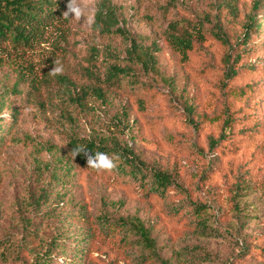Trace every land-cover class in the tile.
<instances>
[{"label": "rangeland", "instance_id": "1", "mask_svg": "<svg viewBox=\"0 0 264 264\" xmlns=\"http://www.w3.org/2000/svg\"><path fill=\"white\" fill-rule=\"evenodd\" d=\"M109 1L158 69L136 67L132 78L104 85V98L87 96L91 109L63 91L98 84L92 75L115 61L111 53L126 63L120 36L61 14L34 46L0 59V96L9 97L0 107V264H30L44 250L58 264H264V48L242 59L253 68L234 84L254 83L255 91L237 103L234 128L222 131L225 47L211 33L221 26L236 50L254 0H230L235 13L218 0ZM173 21L194 33L186 58L167 38ZM55 59L64 71L52 76ZM75 137L130 147L177 186L159 195L151 179L141 185L116 169L81 166L69 147ZM211 137L219 139L212 147ZM195 202L206 206V234ZM136 220L151 230L156 254L137 241Z\"/></svg>", "mask_w": 264, "mask_h": 264}, {"label": "trees", "instance_id": "2", "mask_svg": "<svg viewBox=\"0 0 264 264\" xmlns=\"http://www.w3.org/2000/svg\"><path fill=\"white\" fill-rule=\"evenodd\" d=\"M229 1L218 0V3L220 6L228 5L230 9H233V13H235L234 4ZM66 4L67 0H0V59L6 57L5 55H9L10 49L16 51L20 48L34 46L43 37L49 27L58 20V17L66 9ZM96 9V23L92 26L93 30L103 35L120 36L128 44L125 47V59L127 62L123 65L120 64L118 62L119 55L111 53L110 55L115 61L110 62L106 66L105 72L102 75H92L98 84L73 85L72 89L71 87L64 89V96L71 100V102L77 103V106L81 110L92 108L88 107L89 105L86 101L88 95L91 94L96 95L98 98H104V85H113L121 83L123 79L132 78L136 67L150 73H155L158 69L157 59L153 52L148 47L142 46V44L137 42L136 38L132 36L127 28L119 25L120 20L114 4L109 0H101ZM251 9L252 14L242 24L241 34L234 38L233 42L238 47L236 50H234L233 43L230 41V36L222 30L221 26L211 31L213 37L225 47L222 60L223 70L219 75L220 88L226 99L224 109L220 117H218L222 131L225 128H229L230 130L234 128L236 119H238L236 114L240 110V106L237 103H240L245 98H250L255 91L254 83H246L243 86L234 84L240 78L248 75L253 68V64L242 63V59L250 56L251 51L257 49V45H261L264 48V0H254ZM258 10L261 12V19H257L256 12ZM195 33H199V30L196 29ZM166 34L171 43L179 49L182 58H186L187 51L192 46L194 33L188 29H181L180 23L173 21L169 24ZM253 36L258 37L259 40H254ZM14 88V91H17V87L15 86ZM8 98V92L0 96L1 108L8 105ZM186 108L189 112L191 111V106H187ZM12 113H14L13 119L15 120L18 111ZM201 117L206 118L204 115H201ZM187 120L195 129H200L201 125L199 122H195L192 118H187ZM250 121L252 120L250 119ZM118 123L124 128H130L128 120L119 118ZM218 140L211 137L209 146L216 145ZM78 146H84L87 152L92 155L97 151L105 152L110 156L113 154L118 155L120 160L118 166L115 168L116 175H130L132 178L138 179L141 185L145 184V179H151V186L148 189L152 193L163 195L177 186L171 173L160 169L148 168L140 154L130 147L106 145L87 138H71L69 141L71 153ZM74 159L79 165L87 167L85 154H78ZM195 203L194 210L197 217V229L200 233L206 234L208 226L203 219L206 206L199 202ZM131 223L134 232L137 234V241L147 247L150 253L156 254V243L151 235V230L144 226L140 220ZM200 223L201 226H199ZM2 242L0 240V247L3 245ZM32 259V263L30 264H58L53 261L51 252L48 250L36 253ZM161 263L165 264L162 261Z\"/></svg>", "mask_w": 264, "mask_h": 264}, {"label": "clouds", "instance_id": "3", "mask_svg": "<svg viewBox=\"0 0 264 264\" xmlns=\"http://www.w3.org/2000/svg\"><path fill=\"white\" fill-rule=\"evenodd\" d=\"M95 2L96 0H67L66 10L62 13L65 19L73 18L75 21H80L83 18V23L86 27L91 28L95 23ZM47 47V46H46ZM64 68L59 59L53 61V66L49 70L50 75L57 76L63 74ZM85 154L87 158V167L97 171H112L118 166L120 157L116 154L108 155L105 152L97 151L94 155L89 154L84 146H78L72 150V157L78 154Z\"/></svg>", "mask_w": 264, "mask_h": 264}]
</instances>
